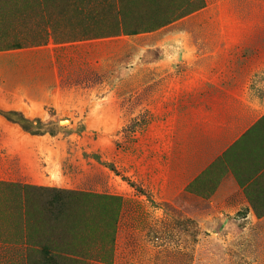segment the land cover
Returning a JSON list of instances; mask_svg holds the SVG:
<instances>
[{
  "label": "rangeland",
  "instance_id": "obj_1",
  "mask_svg": "<svg viewBox=\"0 0 264 264\" xmlns=\"http://www.w3.org/2000/svg\"><path fill=\"white\" fill-rule=\"evenodd\" d=\"M209 1H200L203 9ZM28 4L0 5V264H264V239L247 238L234 222L224 228L206 199L194 198L185 187L191 166L174 163L175 155L171 166L160 148L174 139L161 124L165 118L144 113L143 63L160 58L176 28L197 24L192 13L150 28L192 6ZM130 30L138 34L124 35ZM14 40L25 57L42 46L36 83L46 92L54 82L53 101L15 97L22 78L29 89L33 81L24 78L29 57L26 69L11 60L18 54L7 50ZM134 67L136 74L128 73ZM148 92L159 93V83ZM151 105L158 109L159 101ZM71 194L82 195L84 205L73 204Z\"/></svg>",
  "mask_w": 264,
  "mask_h": 264
},
{
  "label": "crops",
  "instance_id": "obj_2",
  "mask_svg": "<svg viewBox=\"0 0 264 264\" xmlns=\"http://www.w3.org/2000/svg\"><path fill=\"white\" fill-rule=\"evenodd\" d=\"M192 15L196 27L176 28L173 44L160 46V58L143 63L144 113L165 118L161 124L174 139L160 148L168 150L171 166L172 155L174 163L191 166L185 187L194 198H205L224 228L237 223L257 242L264 239V0H213ZM41 47L28 56L31 73L23 71L32 87L22 78L16 98L55 99L52 80L46 92L36 83ZM13 50L16 68L26 69L24 46ZM158 83L160 92L149 93Z\"/></svg>",
  "mask_w": 264,
  "mask_h": 264
},
{
  "label": "trees",
  "instance_id": "obj_3",
  "mask_svg": "<svg viewBox=\"0 0 264 264\" xmlns=\"http://www.w3.org/2000/svg\"><path fill=\"white\" fill-rule=\"evenodd\" d=\"M201 0H186V3L187 5H190L192 6L189 10H186V11H182L180 12L179 14H176V15H173L171 17H167V18H162V20H160L158 23L154 24L150 29L151 30H155V29H158L160 27H163V26H166L174 21H177L179 19H182L192 13H194L195 11H199L201 9H203L205 6H204V3L203 2H200ZM21 2V4H20ZM29 3V0H0V5H3V6H26V5H30L28 4ZM200 2L198 6L194 7V4L195 3H198ZM121 6V5H120ZM119 6V7H120ZM122 9V8H121ZM138 34V31L137 30H130L128 31L127 33H125L124 35H127V36H134ZM24 45L19 41V40H14L13 42H11L9 45H8V49L7 50H13V49H20L22 48ZM30 133H36V132H30ZM37 135V134H36ZM89 197V196H88ZM70 198V197H69ZM70 201L75 204V205H84L82 204L83 201H84V198H82V195H79V194H71V199ZM48 209V215H50L52 213V209H50L49 207H47ZM26 214L28 215V218L26 219V222H28V219L30 220L29 218V214H30V209L28 207L27 210H25Z\"/></svg>",
  "mask_w": 264,
  "mask_h": 264
}]
</instances>
